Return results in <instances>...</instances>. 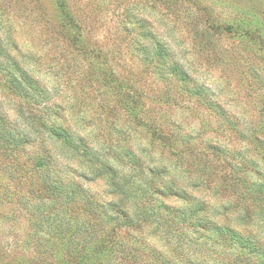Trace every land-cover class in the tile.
Instances as JSON below:
<instances>
[{"label": "rangeland", "instance_id": "1", "mask_svg": "<svg viewBox=\"0 0 264 264\" xmlns=\"http://www.w3.org/2000/svg\"><path fill=\"white\" fill-rule=\"evenodd\" d=\"M60 10L77 26H64ZM0 45L42 90L37 109L0 82V264H74L89 239L75 232L68 240L71 214L61 202L18 184L36 182L35 159L49 152L44 171L100 201L119 200L113 176L138 192L155 180V198L180 209L202 205L184 227L192 243L155 224L125 225L115 241L128 247L116 255L112 241L90 237L87 264L235 260L236 249L197 226L201 218L264 247V150L256 144L264 142V0H0ZM172 64L190 82L176 79ZM39 120L62 126L76 147ZM166 187L178 193L159 191ZM140 239L160 256L130 250Z\"/></svg>", "mask_w": 264, "mask_h": 264}, {"label": "trees", "instance_id": "2", "mask_svg": "<svg viewBox=\"0 0 264 264\" xmlns=\"http://www.w3.org/2000/svg\"><path fill=\"white\" fill-rule=\"evenodd\" d=\"M62 7L66 5L64 2H60ZM63 10V8H62ZM58 20L64 26H77L74 17L69 12H59ZM157 57L158 61L156 65H160L159 61H164L165 52L162 47L157 45ZM163 57V58H161ZM169 71L173 73L176 79L186 83L190 82L189 77L179 69L175 64L169 67ZM161 73V72H160ZM4 79V80H2ZM123 79H120L122 82ZM0 82L12 93L17 94L20 98L23 97L25 101L32 102L36 105L37 109L40 108L42 101L38 96L42 95V90L39 86V82L34 79L25 69L21 66L6 50L1 48L0 45ZM118 87V86H116ZM194 94H197L195 91ZM39 105V106H38ZM131 108H129V111ZM39 125L43 130H46L49 135L54 139L61 140L62 143L69 147H76L73 137L62 126L55 123L47 124L44 121L39 120ZM154 136L157 135L153 132ZM264 150V142L256 141ZM51 153L47 155L38 154L34 162V168L36 176V182L30 176L26 178V182L18 181L20 188L26 187V191L32 190L40 201H49L53 205L61 202V204L71 214L67 219L68 228L67 239L69 235L73 233L83 234V237H88V240H83L78 247V258L74 264H87V254L85 251L91 246L92 240L90 237H98L99 239H107L112 241L110 249L118 255L125 249L126 245L119 239L115 241L116 235H121L122 226L139 227L141 224H155L156 228H160L168 237H176L178 242H189V238L186 236V226H191L189 218H193L194 215L202 210V205L197 206L194 204L189 209H180L169 204L158 201L154 196V192L158 188L154 187L155 180L151 183H147L146 191H140L137 188L129 190V186H124L119 180L110 176L113 180L110 181L113 191L119 194L118 201H100L96 198V194L82 189L81 185L66 179L52 176L49 171H44V166H49L51 162ZM132 166H138V159L128 155ZM9 159V158H8ZM258 192L260 198L264 197V182L258 184ZM160 192H177L174 188L166 187L159 189ZM159 192V193H160ZM151 201H154L152 204ZM132 207V211L129 210ZM198 227L208 229V231L214 232L216 239L215 242L220 243L224 247H228L238 251L235 260L228 261L226 264H253L249 261L252 256L264 258V247L256 240H253L236 230L224 226L221 224L213 223L209 219L201 218L196 221ZM133 237V236H132ZM134 238V237H133ZM65 237V241L67 240ZM137 241V240H135ZM133 241L130 244V250L136 251L140 254H151L154 258L160 256V251L155 249L146 241L140 239L139 244ZM104 243V242H103ZM89 252V251H88ZM120 255V254H119ZM160 263L150 264H169L168 260L162 259ZM158 262V261H156ZM255 264V263H254Z\"/></svg>", "mask_w": 264, "mask_h": 264}]
</instances>
